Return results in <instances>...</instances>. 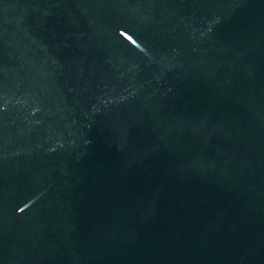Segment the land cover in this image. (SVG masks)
<instances>
[{
	"label": "water",
	"instance_id": "obj_1",
	"mask_svg": "<svg viewBox=\"0 0 264 264\" xmlns=\"http://www.w3.org/2000/svg\"><path fill=\"white\" fill-rule=\"evenodd\" d=\"M0 264H264V0H0Z\"/></svg>",
	"mask_w": 264,
	"mask_h": 264
}]
</instances>
